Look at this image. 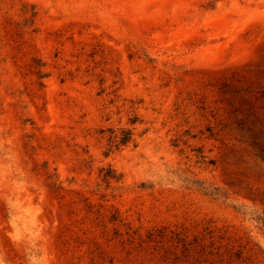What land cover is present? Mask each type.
Here are the masks:
<instances>
[{"label":"rangeland","instance_id":"obj_1","mask_svg":"<svg viewBox=\"0 0 264 264\" xmlns=\"http://www.w3.org/2000/svg\"><path fill=\"white\" fill-rule=\"evenodd\" d=\"M0 264H264V0H0Z\"/></svg>","mask_w":264,"mask_h":264},{"label":"trees","instance_id":"obj_2","mask_svg":"<svg viewBox=\"0 0 264 264\" xmlns=\"http://www.w3.org/2000/svg\"><path fill=\"white\" fill-rule=\"evenodd\" d=\"M131 136L132 135L130 133H128L124 138H122V140L120 141V143L122 145L128 144L130 142V140H131Z\"/></svg>","mask_w":264,"mask_h":264}]
</instances>
